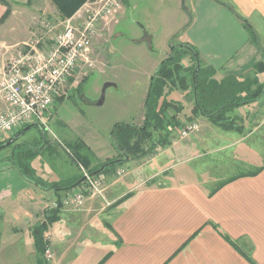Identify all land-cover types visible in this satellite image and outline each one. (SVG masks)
I'll list each match as a JSON object with an SVG mask.
<instances>
[{
	"label": "crops",
	"instance_id": "crops-1",
	"mask_svg": "<svg viewBox=\"0 0 264 264\" xmlns=\"http://www.w3.org/2000/svg\"><path fill=\"white\" fill-rule=\"evenodd\" d=\"M229 1L231 7L197 0L182 41L197 50L199 65L214 68L216 78L252 74L257 63H264V0ZM6 9L0 3V40L18 42L32 34L27 13L43 7L13 4ZM258 78L264 81V71ZM229 115L244 132L222 130L200 115L192 118L207 123L196 138L224 143H209L202 153L208 166L239 165L216 183L214 176L207 181L161 177L166 172L161 169L146 182L110 184L106 198L85 199L77 209H50L79 185L67 188L56 180L49 183L53 186L40 185L0 158V264H36L32 230L53 213L44 232L53 255L48 264H264V86L256 100ZM230 144L236 150L229 151ZM117 171L124 178L122 168Z\"/></svg>",
	"mask_w": 264,
	"mask_h": 264
},
{
	"label": "rangeland",
	"instance_id": "rangeland-1",
	"mask_svg": "<svg viewBox=\"0 0 264 264\" xmlns=\"http://www.w3.org/2000/svg\"><path fill=\"white\" fill-rule=\"evenodd\" d=\"M196 1L123 0L117 22L110 26L109 30L103 31L93 42L91 53L93 65L87 68L85 73H76L71 77L64 92L56 97L45 112L44 125L41 127L48 140L46 148L40 149L44 140L40 139L39 129L31 126L15 142L0 148V158L18 165L17 156L12 154L13 148L25 153L36 151L37 148L39 150L37 155L29 162L34 170L30 175L44 184L50 185L49 183L56 180L57 183L69 185L72 180L81 175L84 177L81 167L90 173L75 155L74 142H82L81 152L90 158L92 168L97 167L98 163L107 158L117 156L111 143L113 125L129 123L137 127L143 126L144 101L150 81L160 63L170 54L171 47L186 45L182 41L185 39L186 28L195 16L192 6ZM219 1L225 2L229 7L232 5L229 0ZM0 3L6 5V11H9V5L13 4L28 8L35 5L43 7L38 13L34 10L31 15L27 13L29 16L27 20L31 21L28 23V28L31 30L35 29L34 23L37 21L45 19L55 23L62 19L51 0H0ZM22 18H26V14ZM248 25L251 26L248 23L246 27ZM179 51L183 53L180 59V70L178 73L174 72V82L169 84L171 88L164 95L170 104L174 102L176 105L169 107L167 114L176 112L178 125L170 121L169 125L165 124L161 129L148 127L150 139L145 140L140 148L144 154L140 153L128 161H122L118 166L122 168L124 178L116 174L118 167L114 172L93 174L101 180V194L85 195L81 202L64 204L56 207L57 209H77L85 199H104L110 190L108 185L116 183V186L120 187L124 185V181H130V184L146 182L149 179L148 176L161 169L166 171L161 172V177L166 178L174 174L183 179L207 181L214 176L215 183L218 178L222 180L229 176L230 169L234 171L239 169L237 163L229 161L213 167L208 166L206 155L202 156V153L210 148L209 143L215 146L224 143L216 137L215 141L211 142L196 138L200 132L205 131L207 123L202 122L201 118L197 122L192 121V118L197 117L192 113L193 102L191 85H189L191 75L189 68L193 67L194 60L189 53H185L184 50ZM1 65L0 57V68ZM181 78L185 79V82H180ZM233 122L241 131L240 121L236 119ZM192 123H196L198 128L187 136L181 137V130ZM10 137L8 136L5 140ZM165 137L167 140L163 141ZM260 137L264 150V134ZM191 138L195 140L193 147L190 146ZM234 146L231 145L229 151H233ZM200 159L202 160L199 164ZM216 159H222V157L217 156ZM2 160L0 159V166L4 163ZM100 175L107 178L104 180ZM82 184L81 182L78 188L70 191L68 195L83 189ZM50 207V209L54 208L52 204ZM50 209L48 207L47 210ZM2 220L0 219L1 224L4 222ZM45 239L48 243V238L45 237ZM47 249L48 252H44V260H42L44 264H48L53 256L49 245Z\"/></svg>",
	"mask_w": 264,
	"mask_h": 264
},
{
	"label": "built area",
	"instance_id": "built-area-1",
	"mask_svg": "<svg viewBox=\"0 0 264 264\" xmlns=\"http://www.w3.org/2000/svg\"><path fill=\"white\" fill-rule=\"evenodd\" d=\"M122 1L85 0L69 17L55 23L45 19L34 23L31 36L21 43L0 41V139L28 123L44 125L45 112L64 92L69 79L93 65V42L117 22ZM197 128L196 123L189 124L180 136ZM81 168L83 189L52 202L54 208L77 204L88 194H101V180Z\"/></svg>",
	"mask_w": 264,
	"mask_h": 264
},
{
	"label": "trees",
	"instance_id": "trees-1",
	"mask_svg": "<svg viewBox=\"0 0 264 264\" xmlns=\"http://www.w3.org/2000/svg\"><path fill=\"white\" fill-rule=\"evenodd\" d=\"M51 1L59 11L61 18H66L71 16L85 0ZM240 18L242 19V17ZM243 23L245 25L248 24L244 19ZM248 28L250 38L253 41H256L257 36L255 32L249 27V25ZM177 47L179 48L177 49ZM177 47L173 46L170 54L160 63L155 75L150 81L144 101L145 111L143 126L137 127L135 124L129 123H116L113 125L111 143L116 150L117 156L107 158L105 161L98 163L97 167L92 168L90 166V158L81 152L83 147L82 142H74L73 149L75 155L81 160L90 173L98 175L100 172L103 174L109 173L110 171L114 172L122 161H128L130 158L143 153L142 149H140L141 144H143L145 140L150 139V131L147 130L148 127L152 129H161L165 124L169 125L170 121H174L175 124L178 125V121L176 120V118H178L177 113L167 114L168 108L175 107L176 105L174 102L170 104L164 95L171 88L169 84L174 82V72L178 73L180 70V59L182 58L183 53H180L179 50H184L185 53H189L194 60L193 67L189 68L191 72L189 85H191L193 102L192 113H194V115L206 117L212 124L220 127L222 130H240L238 126L234 125L233 121L235 120V117L229 115V112L237 106L256 100L261 95L264 81H259L258 73L264 71V63H257L254 66V72L252 74H246L243 76L229 74L216 78V71L214 68L205 67L201 64L196 68L195 58L198 53L195 48L187 45V43L186 45H178ZM181 81L185 82V79L181 78L180 82ZM181 85H183V83ZM29 124L30 123L20 127L15 134L19 133L23 127ZM40 139L44 140L40 147V149H43L48 140L44 134H40ZM166 140L167 138L165 137L163 141ZM4 141L5 139L0 140V148H3L1 147V144ZM38 151L39 150L36 148V151L25 153L24 151H18L13 148L12 154H15L18 160V165L14 163L13 165L26 179L44 186L45 184L42 181L30 175L34 170L29 162L37 155ZM254 172H256V170L243 174H252ZM81 178L82 175L78 180L67 185V188L81 184ZM50 185L53 186V184ZM53 218L54 213L53 215H49L45 221H42L37 226L33 227L32 234L35 250L38 255L36 264H44L42 260H44V252L48 245L44 232Z\"/></svg>",
	"mask_w": 264,
	"mask_h": 264
},
{
	"label": "water",
	"instance_id": "water-1",
	"mask_svg": "<svg viewBox=\"0 0 264 264\" xmlns=\"http://www.w3.org/2000/svg\"><path fill=\"white\" fill-rule=\"evenodd\" d=\"M173 47H171V50H172ZM196 55V54H195ZM199 66V60L197 59V56H196V68ZM31 126H36L39 131H40V134L43 135L44 134V131L41 127V125L38 123V122H32L30 123L29 125H26L25 127H23L21 129V131L15 135H13L12 137L8 138L7 140H5L2 144H1V147H6L10 144H12L13 142H15L17 139H19V137L28 129L30 128ZM84 179V177L82 178Z\"/></svg>",
	"mask_w": 264,
	"mask_h": 264
}]
</instances>
